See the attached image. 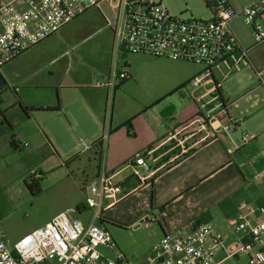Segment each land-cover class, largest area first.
Segmentation results:
<instances>
[{"label": "crops", "instance_id": "obj_1", "mask_svg": "<svg viewBox=\"0 0 264 264\" xmlns=\"http://www.w3.org/2000/svg\"><path fill=\"white\" fill-rule=\"evenodd\" d=\"M228 1L238 13L253 2ZM106 3L100 5L101 10ZM237 17L242 18L240 14ZM231 29L247 57L237 63L235 55L215 69L220 96L211 82L197 83L201 69L195 74V84L203 94H190L159 112L150 111L151 104L119 126L114 124L115 94L107 116L110 90L95 87L100 80L108 81L110 70H84L82 64L71 60L68 50L54 44L59 31L1 68L0 193L10 184H27L25 177L31 178L38 162L43 164L39 170L42 176L65 169L73 175L80 170L75 163L86 154L90 166L96 163L93 179L105 173L121 185L115 196L104 197L97 223L118 224L135 233L152 229L154 245L165 234H186L195 222L203 220L227 232L229 242L242 238L232 230L241 216L264 218L258 212L249 214L253 206L244 214L240 212L251 191L259 192L264 207V94H252L264 91V41H246ZM100 30L110 54L115 47L114 33L110 28ZM128 73L131 77L129 65ZM220 104L228 114L213 120L214 136L201 142L206 136L200 127L202 117ZM137 119L142 122L135 123ZM238 130H243V142ZM101 138L100 148L95 143ZM82 146L88 150L83 152ZM145 150L155 172L152 176L141 170L136 175L127 165ZM47 157L50 163L44 165ZM75 209V216L84 224L94 221L95 210L85 202ZM9 217L0 204V225L5 227ZM45 221L19 227L13 237L21 238L48 223ZM261 247L262 242L256 249ZM111 253L117 256L116 251Z\"/></svg>", "mask_w": 264, "mask_h": 264}, {"label": "built area", "instance_id": "obj_2", "mask_svg": "<svg viewBox=\"0 0 264 264\" xmlns=\"http://www.w3.org/2000/svg\"><path fill=\"white\" fill-rule=\"evenodd\" d=\"M109 1H116L112 6L118 10L107 19V26L114 33L116 55L144 54L199 65L202 71L197 83L209 81L214 91L219 88L214 81L215 69L235 55L237 63L247 57L230 21L240 14L258 42L264 41L260 24L264 0H253L239 13L228 0H204L211 18L187 21L171 15L162 0H10L0 4V69L85 12ZM128 77L125 64L122 70L116 68L107 82H96L95 87H107L114 94L118 83ZM227 114V108L220 104L203 115L200 127L206 136L201 142L214 136L213 120ZM148 154L145 150L129 160L127 165L135 169L136 175L140 170L151 176L155 173ZM120 191L121 185L105 173L88 185L85 205L95 210L94 221L88 225L75 216L76 209H68L15 242L9 240L0 225V264H124L126 257L111 232L105 224L97 223L104 197ZM248 212L264 217L261 206ZM232 230L242 234V238L229 242L228 233L211 222H195L186 234H165L153 246L146 264H264V247L256 249L264 235V218L243 215ZM113 251L117 253L115 258L108 255Z\"/></svg>", "mask_w": 264, "mask_h": 264}, {"label": "rangeland", "instance_id": "obj_3", "mask_svg": "<svg viewBox=\"0 0 264 264\" xmlns=\"http://www.w3.org/2000/svg\"><path fill=\"white\" fill-rule=\"evenodd\" d=\"M9 1L0 0V4ZM244 1L237 0L239 4ZM161 3L168 9L171 15L182 20H207L211 18V11L204 0H162ZM115 11L118 10L112 8L110 1L103 5L102 10L101 8H93L86 14L84 13V16H79V18L60 29L54 39V44L59 46L63 51L68 50L71 60L82 64L84 70L87 67L89 69L95 67L103 70L109 69L112 75L116 68L122 70L125 64L129 65L131 77H128L121 86L120 84L123 80L120 81L118 83L120 87L114 92V124L118 126L120 123L124 124L134 112L140 109H147L151 104H153V107L149 110L159 112L163 106L171 105L176 100L188 97L190 94L204 93L202 89L196 90L198 88L195 84L197 79L195 74L202 69L199 66L173 60L158 59L144 54L124 53V56L123 53H119L116 55L115 47L108 54L110 47L104 45L100 28L109 29L107 19L112 18ZM260 24L264 30V19L260 20ZM231 26L234 31L239 32L238 34L242 36V39L246 41L254 39L258 42L252 29L241 17L231 20L230 28ZM232 78L233 76L229 80ZM100 81L103 82L104 80ZM102 89L106 90V88ZM108 92L110 95L108 98L107 116L111 112V96H113L111 89ZM252 94H264V91H255ZM160 97L164 98L161 104L158 106L154 105ZM134 121L138 124L142 122L141 119ZM238 131L239 138L243 142V130ZM105 133H107V128ZM249 147L252 149L253 146L250 144ZM81 150L85 152L87 149L85 146H82ZM80 156V160L75 163L76 168L78 165L80 170H75L76 173L73 175L65 169V172L60 170L50 175L44 174L42 176L39 170L40 165L43 164L38 162L37 168H34L29 175L31 177L33 175L34 177H42L39 181L40 190L38 192L31 191L27 184L23 185L22 183L10 184L9 187L2 189L0 204L2 205V209L10 214L7 224L5 227L2 225V227L11 242L20 239V237H13V234L17 233L19 227L26 228L32 224L42 223L45 220V222H49L54 215L67 210L69 207L75 209L85 202L87 187L94 180L96 163L90 166L87 155L83 154ZM56 161L54 159V163ZM43 163L44 165L49 164L50 159L48 157L44 158ZM25 180L26 183H31L29 177H25ZM22 182L24 183V180ZM262 183H264V180H262ZM261 204L259 192L251 191L250 197L240 206V212L244 214L249 206L257 208ZM83 215L81 218L84 219ZM107 228L111 231L116 244L122 249V253L128 259V263L125 264H143L146 263L148 256L151 257V248L155 241L152 229L135 233L131 229L112 223H108ZM262 243L264 244V235ZM102 251L105 252L104 249ZM108 255L112 258L116 257L111 252Z\"/></svg>", "mask_w": 264, "mask_h": 264}, {"label": "trees", "instance_id": "obj_4", "mask_svg": "<svg viewBox=\"0 0 264 264\" xmlns=\"http://www.w3.org/2000/svg\"><path fill=\"white\" fill-rule=\"evenodd\" d=\"M124 54V53H123ZM127 79H124L122 82H121V84H120V86L126 81ZM120 86H118L117 85V87H116V89H118ZM217 94L219 95L220 94V91H219V89L217 90ZM220 96V95H219ZM25 109H27V110H31V109H33V108H30V107H26ZM0 114H1V112H0ZM95 145H98L100 148L102 147V145H103V140H102V138L101 139H99L96 143H95ZM41 176L40 177H38V178H33V177H31L30 178V182L31 183H29V182H27V185H28V187H29V189L31 190V191H36V192H38L39 190H40V180H41ZM79 207L80 206H78V209H79ZM199 222V221H198Z\"/></svg>", "mask_w": 264, "mask_h": 264}]
</instances>
